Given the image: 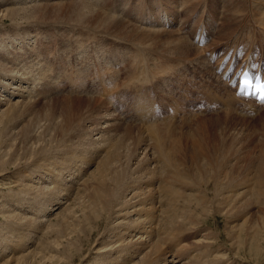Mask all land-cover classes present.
<instances>
[{
	"label": "bare ground",
	"instance_id": "obj_1",
	"mask_svg": "<svg viewBox=\"0 0 264 264\" xmlns=\"http://www.w3.org/2000/svg\"><path fill=\"white\" fill-rule=\"evenodd\" d=\"M199 1L203 7L207 0H152V5L155 7L164 6L163 12L166 14L164 21L166 22L170 18L175 23L180 21V12L190 10L191 6L198 5ZM242 2L244 4L243 9L239 8L240 6L238 7L240 10L238 8L237 11L234 8L231 9L233 11L230 10L231 13L228 17L224 13V24H222L223 22L218 23L220 25L218 30L211 25L213 32L217 33V37L215 38L216 35H214L213 41L218 42L229 37L230 39L224 44L242 41L243 36L233 33L238 27L231 30L229 36H225L226 27L222 29L221 24L226 26V21L230 18L229 23L233 26V23L237 21L235 19H239L235 16L241 17L245 12L247 15L242 23L240 21L236 23L238 26L245 24L244 27L248 28L245 32L248 39L244 42L250 46L257 40L264 46V0H242ZM125 3L130 4V1ZM136 4L137 7H134L136 15L147 18L156 15V11L148 6ZM49 6L54 12H51V16H48L47 11L49 10L45 11V8ZM225 7L228 8V6H224L223 9ZM229 9H226L227 12ZM253 9L256 10L252 11ZM55 11L61 12L56 14ZM104 11L106 10L104 9ZM203 12L204 7L201 13ZM109 13H104L95 8L94 4L92 5L88 0L51 2L49 4L42 1L36 3L27 0H0V93H3V95L0 94V168L4 170L11 165L16 173H19L13 179L17 187L11 191V198L7 196L12 199V207L0 205V216L3 219L0 224V232H5L0 235L2 237L0 239V264H39L41 260H44L40 262L43 264H59L61 261L70 264L74 261L76 254L80 259L84 257L82 250L86 246L91 248L95 255L93 264H176L181 259L173 251H177V255L179 252L185 251L183 246L187 244V241L184 233L190 232L188 231L189 228L192 233L193 227H198L201 224L202 216L196 217L199 211L204 216L207 213L217 211L222 213L226 219L229 215L237 219L236 216L239 217V214H235V208L243 207L247 199L251 202L252 199L249 198H252L253 195L256 202L258 201L259 205L264 208V155L261 154L256 161H253L256 162L253 163V173L244 183L246 192L245 190L239 192L240 194L244 193L242 200L241 195L239 196L237 193L239 196L237 197L234 194L233 187L232 189L227 188L231 181H229L230 168L225 165L230 160L226 155H221L219 161H215L216 168L213 162L211 165L206 163L209 168L206 167L207 170L205 171L209 170L207 174L205 172L203 174L205 166L203 167L197 161L200 155L196 148H191L189 157L184 153L182 147L178 148V157L174 159L173 154H170L172 150L168 151L169 149L167 150V147L165 146V148L163 145L166 138L169 139L174 136V134L170 135L171 125H173L170 121L174 117L169 114H163L158 119L151 117L147 115L148 111L143 108L146 104L138 107V113L143 117L150 118L151 122L143 124L146 127L132 126L131 123L123 122L132 120L129 117L131 109L129 102L127 101L130 109L119 104L120 101L126 102L128 99L124 97L119 99L110 94L112 96L111 104L106 109L103 103V105L99 104L102 99L99 101L100 99H96L95 96L87 95L89 99L86 100L89 107L87 106L88 109L86 107L85 114L77 117L73 124H68L69 118L67 120L63 118L65 120L62 121L65 123H62L58 128L61 138L59 142L56 141L58 143L54 142L56 147L52 145L53 148H51L50 143L57 138L52 137V128L50 131L46 129L48 130L47 133L41 132L38 125L40 121L34 118H37L36 115L26 121V117H29L27 115L32 112V105L38 100L41 101V97L38 94L39 97L35 96L34 91H38L40 95H42L41 93L48 94V91L46 93L41 92L38 84L41 85L39 81L42 80L45 73L53 71V66L49 65L46 54L47 41L52 36L59 37L57 44L59 43L61 46L58 49L64 50L66 53H71L74 50L73 47H76L78 52L82 51V54L89 52L90 49L93 50L91 45L99 46V42L106 36L120 42L121 40L116 38L117 36L125 43H128L125 40L133 42L132 44L137 45L139 50L136 51L140 53H132L129 50L128 60L132 63L138 59L143 60L142 63L137 61V67L135 66L136 70L138 67H143H141L142 71L139 72L138 77L133 74L134 67L133 72L129 73V78L130 76L137 77L135 83L140 85L145 81L150 85L156 79L163 82L168 81L172 77H176L179 70L187 71L188 67L194 72V74L190 72L194 78H196V74H200L202 79L211 83L210 64L205 59L204 51L213 48V44L204 43L203 47L195 45L186 35L178 31L181 24H177V29L173 25L167 28L156 27L158 24L164 25L163 22H156L152 25L144 24L141 27L131 23V20L129 22L125 18L124 20L120 16L117 17L118 15L116 16L112 12L111 15ZM5 19H9L10 24H4ZM137 21L139 20L137 19ZM109 24H112V27ZM48 26H54V29L52 27L54 35H50L49 28L41 30ZM100 27L111 28V31L106 32ZM181 27L189 35L190 27L187 28L184 25ZM229 29L232 28L228 27L226 31L228 32ZM100 34L103 35V38ZM206 35L209 36V33L206 32ZM189 37L192 38V35ZM58 53L57 50V53L54 54V60ZM51 60L53 59L51 58ZM195 62L200 63L201 66L199 65V68L194 66L196 65ZM118 67L120 69L119 65ZM37 69L38 71H36ZM97 72L99 71L97 70ZM77 73L80 76V72L77 71ZM64 77L67 76H63V73L57 76V78ZM73 78L75 77L73 76ZM43 79H45L43 81L44 86H46L45 81L49 80L48 76L47 80L45 77ZM35 80L38 82L36 83ZM44 89L46 91V87ZM110 92L112 93V91ZM218 93H220L219 90ZM44 95L42 96L48 97ZM221 95L223 96V94ZM224 97L231 103L232 107L235 105V108H241L242 105H236L239 102L238 99L227 91H225ZM115 99L118 100V103ZM232 107L228 108L227 106L226 108ZM66 110L64 109V112ZM114 111L118 113L114 114ZM227 112L229 110L226 111L225 115L229 116L230 113ZM76 113L78 114V112ZM40 118L38 119L40 120ZM44 118L46 117L44 116ZM56 119L54 118L55 121ZM48 120L44 122L46 123ZM54 120L52 121L54 122ZM83 120L84 122L96 120L92 127H87L90 130H87L84 135L80 133L83 129L80 128ZM50 124L54 125L51 121ZM4 136H8L9 139L4 140ZM73 137L77 138L78 143L72 144ZM22 138L23 140H21ZM86 138H88V142H85ZM19 140H21L20 143ZM24 141L27 144H22ZM78 144H86L87 147L91 146V148L80 150ZM231 149L232 144L224 151L228 154ZM93 163L94 169L87 172L88 166ZM222 176L228 180L223 182ZM241 183H243L242 180ZM241 183L240 186L243 187ZM252 189H254L255 194L250 197ZM209 191L212 192L210 196L208 195ZM234 196L236 199L233 201ZM232 201L235 202V205L232 204ZM20 205H24V207L18 209ZM57 209L59 211H56ZM236 213L238 212L236 211ZM244 213L246 214V211ZM254 214L255 217L259 216L257 213ZM255 217L253 218L255 219ZM253 223L251 221L252 225ZM227 224L231 225L232 223ZM259 224L258 227L251 228L248 234H253L250 241H255L256 244L261 241L264 247V211L263 219ZM233 227L230 228L234 229ZM211 233L208 232L207 235L200 233L203 236L198 237L199 240L195 243L192 240V245L195 244V251L197 252L192 253V258L188 255L193 261L191 263L186 261V264H222L224 262L219 259L217 254L207 258V255L209 256V253L213 251L212 244L218 236ZM226 233L228 234V230ZM32 245L35 247L31 248ZM258 248L256 249L262 250L261 246ZM7 249L15 251L17 256L11 255L12 257L3 260V253H6ZM225 250L226 248L221 249L222 252Z\"/></svg>",
	"mask_w": 264,
	"mask_h": 264
},
{
	"label": "rangeland",
	"instance_id": "obj_2",
	"mask_svg": "<svg viewBox=\"0 0 264 264\" xmlns=\"http://www.w3.org/2000/svg\"><path fill=\"white\" fill-rule=\"evenodd\" d=\"M27 1H34L36 3L37 2L41 3V1H42V2H45V3L47 2L49 4L51 2H60L61 3V2H64V1L68 2V1H76V0H64V1L63 0L62 1L61 0H36V1L35 0H27ZM83 1H85V0H83ZM127 1H130V4L125 3ZM88 2H91L92 5L94 4L95 8L99 9L100 11H102L104 13L110 12L109 14L111 15V12H112L116 16L118 15L117 17L120 16V17H122V19L125 18L129 22L131 20V23H133V24L135 23L136 25L141 26V27H143L144 24H149V23L141 22V17L139 19V16H137V17L135 16L134 18H131L127 14V12H125V10L135 12V10H134L135 8L134 7H137L136 3H138L141 6H148L152 10H154V8H155V5H152V0H93V1L92 0H88ZM198 3L199 4L196 5V6H194V5L191 6L190 10H188V11L186 10L187 12L185 10L180 12V18H179L180 21L175 22L173 26L176 29L178 28L177 24L178 25L181 24L180 27L183 26V25H184V27H187V28L190 27L189 35L184 30L181 29L182 27L181 28L179 27L178 31L180 33L182 32L181 34L186 35L187 38L189 40H191L193 43H199V34L201 32L200 30H202V29L204 30L205 29L206 32L212 34L213 38H212V40H210V39H207V37H204V41L203 42L205 44H207V43L208 44H213L215 42V41H213V39H215L217 37V33L213 32V29H212L211 25L215 29H217L218 26L220 27V25H218V24L217 25L208 24V25L205 26L203 24L200 25V24L197 23V18L199 16L191 17V15L194 13V11L197 8L201 7L200 1ZM224 3H228V4H224ZM241 3H242L243 6L240 5ZM222 4L224 6H228V8L225 7L226 9L230 8L228 10V12H227V10L225 8H224L225 10L223 9L224 6ZM230 4L231 5L235 4V5H232V7H230L231 6ZM236 4H237V7H235ZM97 5H98V7H97ZM128 5H130L129 8H128ZM206 5H207L208 9H210V11L212 12V15H214L215 17L218 18V23L219 24H220V22L221 23L223 22L222 24H224V20H223L224 16L226 14V16L228 17L230 15L231 11H233L231 9L234 8V10L237 11L239 8H241V9L244 8V4H243L242 0H230V1L229 0H224V1L223 0H207L206 1ZM104 9L106 11H104ZM47 10H49V11H47ZM255 10L256 9H253L252 11H255ZM45 11L48 12V14H49L48 16H51L52 10L50 9V6L46 7ZM210 11L207 10L208 13H211ZM201 12H202V9H201ZM52 13H54V12H52ZM55 13L59 14L56 11H55ZM246 15L247 14L244 12V15H242L243 17L242 16L241 17L235 16L236 18H239V19H235L237 21L233 23L234 24L233 26H231L230 23H229L230 22V18H229V20L226 21L227 22L226 26L221 24V28L222 29L224 27H226V29L228 27L232 28V29H229V31H228L229 33L226 31V29L224 30L225 36H227V35L229 36L230 31L235 29V27H241V26L244 27L245 24L238 26L236 23L238 21H240L242 23V21L244 20V17H246ZM135 18H137L139 21H137V19H135ZM201 18H205L206 19L207 18L206 14L202 13ZM248 18H249V16H248ZM4 24H10V20L9 19H5L4 20ZM109 26L112 27V24H109ZM52 27L54 29V26H48V27L42 28L41 30H45V29L49 28L48 30H49V33L51 35L54 32ZM156 27L157 28L158 27L167 28L169 26L159 25L158 24V26L156 25ZM100 29L101 30L104 29L106 32H110L111 31V28H107L106 29L104 27H100ZM100 35L103 38V35L102 34H100ZM190 35H192V38L189 37ZM214 35H216L215 38H214ZM114 37H116V36H114ZM116 38L120 39L122 43L120 41L113 40V38L111 39V38H108L106 36L104 39H102L99 42V46H95L94 47L93 45H91L93 47V50L90 49V47H88L90 49V51L89 52H83V54H82V51L78 52L76 47H73L74 50L71 53L68 52L69 54L66 53L64 50H61V49L59 50L58 48L61 45L59 43L57 44V41L59 40L58 36L57 37L56 36H52V38L47 41V52H46V54H47V57L49 59V63H50L49 65L53 66V71H51V73L49 72V73H45L43 75V78L45 77L46 80H47V76H48L49 80H47V82L45 81V85L46 84L47 85L44 86V81L43 80H45V79L42 78V80L39 81V82H41V85L38 84V87L41 88V92H45L46 93L48 91L47 92L48 94H46V95L41 93L42 95L48 96V97H43L42 95H40L38 93V91L37 92L34 91V93L36 94L35 96L39 95L41 97V101L38 100L32 105V108H31L32 112L27 115L29 117H26V121L29 118L31 119L32 117H34L36 115L37 118L36 117H34V118L37 119L38 121H40L38 123V125H39V129H40L41 132H46L47 133L48 130L50 131V128H52L51 129V131H52L51 133L52 134L51 133L50 134L52 135L53 138L55 136V138H57V139L52 141L53 144L50 143L51 144V148H53L52 145H54V147H56V143H58L60 138H61V136H59L60 132H59L58 128H59V126L62 123L63 124L65 123V121H62V120H65V119L67 120V118H69L70 122L68 124H70V123L73 124L75 122L74 120L77 117H80L81 115L85 114L84 111H85L86 107L87 106L89 107V103L86 100V99H89V97H88L89 95L90 96H95L96 99H98V100L100 99L99 101H101V99H102L103 102L101 101L99 104H101V105L104 104L106 109L109 107V104H111V99H112L111 95L116 96L119 99H122L124 97V98H126L128 100H126V102L125 101H120L119 104L121 106L125 105V108L127 107V109H130V107H128L129 106L128 102L130 103V100L133 99V91H132L133 88L132 87L140 85L139 83H135V81H137L136 78L138 77L139 72L142 71L141 67H143V66L138 67L137 70H136V67H137L136 63H137V61L142 63L143 60L138 59L137 61L134 62L135 64L132 63L130 60H128L129 59V56H128L129 50H131L132 53H135V52L136 53H140V52H137V51H139L138 48H137V45L132 44L133 42H130L128 40H125L126 42H128V43H125L118 36ZM196 39H197V41H196ZM89 41H87V43L90 44ZM256 42H258V41L256 40L255 43ZM228 43H230V41H228ZM232 43H233V45L237 44L235 42H231V44H227V45L231 46ZM243 43L246 45V42L243 41ZM218 44L220 45V46L217 45L218 47H223V43H218ZM203 45L200 46V47H203ZM132 48H133V50H132ZM57 50L59 51V53L57 55V58H55V60H54V54L57 53ZM75 50H77L76 53H75ZM95 52H96V54H95ZM65 54H68V55H65ZM73 54H75V55H73ZM81 57H82V59H80ZM51 58L53 60H51ZM117 58H118V60H117ZM168 59L171 60L172 58H168ZM81 61H83V62H81ZM175 62L178 63L179 61H175ZM131 64H133V65L130 66ZM194 64H196V65H194L196 67H198L199 65L201 66V64L198 63V62H195ZM118 65L120 66L121 70L119 69ZM141 65H143V64H141ZM82 67H83V69H82ZM134 67H135V71H134L133 74L135 76H137V77L134 78L133 76H130V78H129V73L131 74L133 72ZM70 68H71V70H70ZM109 68H111L112 70L109 69ZM240 68H242V66ZM118 69H119V71H118ZM97 70L99 72H97ZM36 71H38V69ZM77 71L80 72V76L77 73ZM82 71H83V73H82ZM187 71H188V73L191 76H189V77L186 76L184 79H182L181 76H183L184 73L187 72ZM187 71H183L182 72V71L179 70L178 75L176 77H172L168 81H164L163 82L162 80H157L156 79L157 82H156V80L152 81V84H150V85L146 81H145V83L142 82L141 85L142 84H147V83H148L149 86H154L155 85L159 89L158 93L162 95V96L160 95L161 98L163 100H165V99L169 98V96L172 97L171 92L173 90V87L170 86L171 83L175 87H176L177 84L181 85L182 84L181 81L182 82H187L188 81L187 83H190L191 86L194 85L193 83H194L195 80L192 81V78H191V77H193L192 74H194V72L191 71V68H189V67H188ZM100 72H101V75H100ZM62 73H63V76H67V77L66 78L65 77L64 78H57V76L61 75ZM96 73H98V74H96ZM113 73H115V74L113 75ZM49 74L52 75V76H50ZM68 74H70V75H68ZM89 74H90V76H89ZM96 75H97V77H96ZM121 75L122 76L124 75V76L122 77ZM73 76L75 78H73ZM112 77H114V78H112ZM195 77H196L195 79H197L200 83H203L205 81L206 83L205 82L204 83L206 85L208 84V86L210 88L212 87L211 89L207 88L208 91L209 90L214 91L216 94H219V96L221 94H223V97H224L225 91L223 92L220 89L216 88L217 84L219 86H222L220 83H218L217 81H214V85L215 86H211L212 81H211V83H207V81L205 79H202V76L200 74H196ZM84 78H87V79H84ZM211 78H213V77L211 76ZM117 79H119V80H117ZM127 79H130V80H127ZM200 79H202V80H200ZM37 82L38 81H36V83ZM42 82H43V84H42ZM132 82L134 83V86H133ZM79 83H80V85L81 84L82 85L80 86ZM32 84H33V82H32ZM72 85H74V86H72ZM44 87H46V91H45ZM112 87L114 89H116V87H117V89L114 90ZM218 90H219L220 93H218ZM224 90H225V88H224ZM110 91H112V93ZM177 91H178V88L173 91V94H177L176 93ZM0 94L3 95L2 92ZM105 94H106V96H105ZM130 94H131V96H130ZM168 94H171V95H168ZM205 94L206 93H204V94L199 93L200 96H204ZM65 95L67 97H69V96L70 97L67 98ZM184 95H185L186 98H189L188 97L189 95L187 96V94H183L182 96L184 97ZM194 98H195V94L192 93L191 100H193ZM103 99H105V100H103ZM229 100L231 101V99H229ZM115 101H116V103H118L117 99H115ZM176 101H178V100L176 99ZM84 102L86 104L87 103L88 104L86 105ZM66 107H68V108L70 107L69 110ZM88 107H87V109H88ZM96 107H97V105H96ZM229 107H232V106L230 105V106H228V108ZM242 107H243V109H242ZM71 108H72L73 112L71 111ZM81 108H83L84 110L81 109ZM228 108L225 107V109H227L226 111L229 110V112H227V113H230L232 115H230V114H229V116L225 115L226 111L223 110V109H217V110H214V111L213 110H208V111H205V112H194V111L191 110L190 106H187V109H186V111L183 114L180 113V115H178L177 117H174V119L172 121H170V122L173 123V125H171L172 126L171 127L172 131H171L170 135L174 134V136H172V138L170 137L169 138L170 140L168 138H166L163 145H164V147L165 146L167 147V150L169 149L168 151L172 150V152L170 154H173L172 156L174 157V159H176L178 157V154H179V152H178L179 149L178 148L182 147L184 149V153H186L187 157H189V151H191V148L192 149L196 148V151H198L199 155H200V158H198L199 160H197V161L203 167L205 166V168L203 169V174H204V172H205V174H207L209 172V170L207 172L205 171L208 168V166H206L207 165L206 163H209L211 165V162H213V164H214L216 160L219 161V158L221 157V155H223V156L226 155L228 160H230L225 165H228L229 168H230V171H229L230 180L229 181H231L229 183L230 187H229V184H228L227 188L232 189V187H233L234 194L237 195V197H239L241 195V198L243 200L244 199V197H243L244 193L243 192H242L243 194H240V193H241V191H244L246 189L244 183L251 176V173H253V170H252L253 169L252 167H254L253 163H256V162H253V161L254 160L256 161L257 157H259L261 154L264 155V107L258 109L255 113H252V114H250V112L252 110L246 109L245 106H241L240 109L235 108V105H234V107H232L230 109H228ZM64 109H67V110L64 112ZM241 109H242V111L240 112L239 110H241ZM81 110H82V113H80ZM167 110L168 109H166V111ZM177 110H176V112H177ZM74 111H75V113L78 112V114L76 113V115H75ZM138 112H139V110H138ZM113 113L117 114L118 112L114 111ZM50 114H51V116H50ZM66 114H68V115H66ZM69 114H71L70 115L71 118L69 117ZM189 115L190 116L192 115V116L190 117ZM38 116H40L41 118L38 117ZM44 116L46 118H44ZM117 116H119V115H117ZM230 116H231V118H230ZM53 117L57 118L56 121L54 120ZM38 118H40V120ZM42 118H44L45 120H48V119L49 120L46 121V123H45L44 122L45 120L42 119ZM63 118H65V119H63ZM41 120H43L42 123H41ZM52 120H54V122ZM84 120L81 122V125H80V126H82L80 128H83L80 131V133L82 135H84L87 132V130H90V129H87V127H89V126L92 127V125L94 123H96V120H90V121L88 120V122H87V120L84 122ZM133 120L134 119L126 120V121H123V122L131 123V124H133L132 126L146 127L142 123H139V122H137L135 120L133 121ZM50 121H51V123H54V125L50 124ZM162 121H164V120H162ZM46 125H48V126H46ZM52 125L54 126V128L52 127ZM56 127H57V129H55ZM94 128H96V127H94ZM46 129H48V130H46ZM144 132H149V131H144ZM149 133H151V132H149ZM6 137L4 138V140L5 139H7V140L9 139L8 136H6ZM21 140H23V138ZM21 140H19V143H20ZM72 140H73L72 144L78 143L77 142V138L73 137ZM87 140H88V138L85 139V142H88ZM56 141H58V142H56ZM74 141H75V143H74ZM235 141H236V143H235ZM54 142H56V143H54ZM24 143H25V141L22 144H24ZM25 144H27V142ZM231 144H232V149L229 151L228 154H226L224 149L228 148L229 145H231ZM172 145H173V147H172ZM199 146H201V147H199ZM78 147H80L79 148L80 150H82L84 148H86L84 150H87V148L88 149L91 148V146L87 147L86 144H82V145L78 144ZM201 149H203V150H201ZM202 151H204L203 154H202ZM236 153H238V154H236ZM94 167H95L94 163L91 166L89 165L88 168H87L89 170L87 172H90V170H93ZM214 167L216 168L215 164H214ZM17 173H16V170L11 165H10L9 168L4 169V170H2V168H0V205H5V206L12 207V205H11L12 204L11 203L12 199H9V198H11V195H10L11 191L14 190L17 187L16 183L13 182L14 177H16L19 174V173L18 174ZM247 174H248V176H247ZM222 177L224 178L223 182H226L228 180L226 177H224V176H222ZM241 180H242L243 183H241ZM240 183H241V185H243V187L240 186ZM235 184H236V186H235ZM232 185H234L235 187L232 186ZM237 187H239V188H237ZM253 191H254V189H252L251 194H250L251 196L249 195L250 197H252V195L255 194ZM245 192H246V190H245ZM237 193L239 194V196H238ZM230 194L232 195V192H230ZM230 194H229V196H230ZM208 195L209 196L212 195V192L209 191ZM249 196H247V198H249ZM253 197H254V195H253ZM253 197L249 198V199H252L251 202L253 201V203H251L250 200L247 201L248 200L247 199L246 203L243 204V207H244L245 210L243 209V207L235 208L236 209L235 210V214L236 215L239 214V217L236 216L237 219L235 217H233L232 215H231L232 219L230 218L231 217L230 215H229L230 217L227 216V219H226L225 216L222 213L217 212V211H215L216 213L215 212L214 213H207L204 216L202 214V212L199 211L196 214V217L202 216V218L200 219V221H202L201 224L198 225V227L197 226L193 227L192 233H191V229L190 228L188 230L190 232L186 231L184 233L185 240L187 241V244L185 246H183V248H185L184 249L185 251H182L181 253L179 252L178 255L176 254L177 251H175V252L173 251V253L176 256L180 257V259H181L176 264H186V261H190V263H191L193 261L191 259L192 255H193L192 253H194V252L196 253L197 252V251H195V248H196L195 244L192 245V240L195 243V241L199 240V238H201L204 233L207 235L208 232H212V233H214V234H216L218 236L216 237L215 242L212 244V247L214 249L212 248L213 251H211L209 253V256L207 255V258L211 257L214 254H217L219 256V259L221 261H224L223 262L224 264H228V263H230V264H239V263L240 264H264V247L262 246L263 245L262 242L260 241V243L256 244L255 241L254 242L250 241V237H252L253 234L252 235L248 234L251 231V228L258 227V225H260L259 222L261 221V219H263L264 208L261 207L259 205L258 201L256 202L255 197H254L255 200L253 199ZM233 198H234L233 199V201H234L236 199V197L234 196ZM233 201H232V204L235 205V202L233 203ZM247 202H249L250 204L247 203ZM239 203H238V205H239ZM215 204H217V203L215 202ZM257 205H259V206L257 207ZM23 207H24V205H20L18 207V209H22ZM242 209H243L244 212L246 211V214L242 211ZM240 210L244 213V215H243V213ZM253 210H254V212H253ZM56 211H59V210L57 209ZM236 211L238 213H236ZM254 213L259 214V216L256 214L257 216L255 217ZM240 214H241L242 218H241ZM260 214H262V215H260ZM251 215H253V216H251ZM253 217H255V219ZM252 218H253V220H252ZM246 219H247V222L248 221H250V222H248V223L245 222ZM225 220H227V221H225ZM2 221H3L2 216H0V224H1ZM251 221H252V223L255 222V223H253L254 226L251 224ZM233 222H235V223H233ZM244 222H245L246 225L244 224ZM227 223H230V224L232 223L234 225V227H233L232 224H231L232 225L231 226V225H228ZM235 224L237 225V227H236ZM225 225H226V228L224 227ZM227 226H228V228H227ZM229 226L231 228L233 227L234 229H231ZM238 226H241V227L239 228ZM249 226H251V227H249ZM235 227H236V229H235ZM224 230H226V231H224ZM227 230H228V234L226 233ZM230 230H232V231H230ZM3 233H5V232H3ZM3 233L0 232V235L3 234ZM200 233H203V234H200ZM229 234H231V235H229ZM233 234H235V235H233ZM216 235H214V236H216ZM247 237H249V238H247ZM1 238L2 237L0 236V239ZM258 241H259V239H258ZM258 246L262 247L261 251L258 250L259 249ZM32 247H35V245H32L31 248ZM187 247H188V249H186ZM225 248H226V250L224 252H222L223 250L221 251V249H225ZM256 248H258V249H256ZM216 250H218V251H216ZM8 254H9V256H8ZM82 254L84 255V257L81 258V259L77 256L78 254H76L75 258H74V261L70 262V264H93L95 262L94 259H93L95 257V255L93 254V250L91 248H89L88 246H86L85 249L82 250ZM11 255L12 256H17L15 254V251H13V250L11 251V250L7 249L6 253H3V256H2L3 260H6L7 258L12 257ZM188 255L191 256V258H189ZM227 259H228V261H227ZM43 261L41 260L40 262H43ZM40 262H39V264H43V263H40ZM59 264H67V262L66 261H61Z\"/></svg>",
	"mask_w": 264,
	"mask_h": 264
},
{
	"label": "snow or ice",
	"instance_id": "obj_3",
	"mask_svg": "<svg viewBox=\"0 0 264 264\" xmlns=\"http://www.w3.org/2000/svg\"><path fill=\"white\" fill-rule=\"evenodd\" d=\"M242 76H243V81H244V83H243V86H242L241 89H240V94H244L245 89H246V87H247V82H248V80L250 79V76H249V74H248L247 72H243V73H242ZM252 94L254 95L255 93H252ZM259 99H260L262 102H264V97H259Z\"/></svg>",
	"mask_w": 264,
	"mask_h": 264
}]
</instances>
